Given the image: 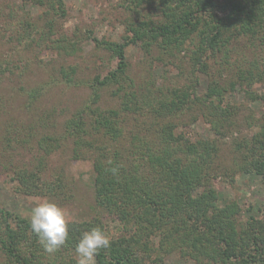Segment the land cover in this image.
Masks as SVG:
<instances>
[{"label":"trees","instance_id":"1","mask_svg":"<svg viewBox=\"0 0 264 264\" xmlns=\"http://www.w3.org/2000/svg\"><path fill=\"white\" fill-rule=\"evenodd\" d=\"M26 2L38 11L20 6L21 16L11 22L0 4V88L8 91L6 97L0 92V110L19 98L27 120L17 133L0 113V146L35 143L39 151L33 162L10 171L13 193L69 198L65 174L48 166L69 147L70 160L91 163L94 214L70 221L68 240L48 254L28 217L0 201V264H76L75 246L93 228L111 240L96 264H163L173 252L193 264H264V214L240 220V204L221 205L212 186L253 174L264 183V114L242 115L243 108L226 97L238 92L246 102L264 103L262 57L230 69L233 53L246 59L235 43H264V0H120L127 18L119 41L64 32L63 0ZM130 46L149 62L174 66L182 82L135 84L126 57ZM82 53L103 68L81 78L76 65L63 64ZM36 73L40 81L26 80ZM55 88L83 89L86 96L56 131L40 134L57 116L53 104L37 112ZM199 121L210 137L186 135L185 128ZM244 127L254 129L250 137L240 135ZM227 139L230 162L224 165ZM106 219L123 234L111 237Z\"/></svg>","mask_w":264,"mask_h":264},{"label":"rangeland","instance_id":"2","mask_svg":"<svg viewBox=\"0 0 264 264\" xmlns=\"http://www.w3.org/2000/svg\"><path fill=\"white\" fill-rule=\"evenodd\" d=\"M3 10L6 15L11 12V22L21 16L20 6L29 11L37 12L34 6L28 5L27 0H2ZM66 7V17L63 21V30L67 34L72 31L78 32L82 37L88 36L91 32L92 36L100 39L102 37L109 38L114 41H119L124 34V20L127 15L124 14L123 8L119 7L120 0H63ZM29 2V1H28ZM31 2V1H30ZM14 17V18H13ZM2 23V22H1ZM264 41V34L261 36ZM260 38L250 46L245 41L235 43L238 47L240 54H244L246 59L239 58L233 53L231 58L230 69H236L237 66L248 67L249 61L252 56L262 57L264 63V43L260 42ZM90 49V48H87ZM89 51V50H88ZM48 59L46 52L42 56ZM126 57L129 63V75L135 84L141 86L161 87L171 86L181 83L182 80L178 78L177 69L172 66H163L156 61L149 62L143 58L140 50L137 47L130 46L126 49ZM238 59V60H235ZM150 63V64H149ZM63 64L76 65L80 70V77H91L96 71H100L103 66L98 62V59L89 55L80 54V57H70L65 59ZM101 67V68H100ZM100 69V70H99ZM40 73L30 74L27 81L37 82L40 81ZM201 85L205 86L207 80L205 76H201ZM17 84V82H15ZM204 90V88H203ZM6 97V86L0 88ZM264 93V86L260 89ZM86 96V91L67 90L64 88L53 89L37 110L39 116L43 112L50 111V107L55 105L56 117L51 122H46V129H42L40 134L56 131L57 126L68 113L78 107ZM228 102L236 103L243 108L241 114H247L254 111L258 115L264 114V103L259 102H246L238 92L233 96L226 95ZM6 99V98H4ZM7 104L5 109L0 110L2 113L1 120L11 122L13 129L18 133L21 131L22 124L25 125L26 118L24 116L23 102L21 99L6 100ZM104 103H109L107 97L104 96ZM111 105V104H110ZM246 108V110H245ZM2 111V112H1ZM62 111V113H61ZM37 116V115H36ZM56 125L57 127H53ZM241 130V128H240ZM252 127H244L240 133L241 136L250 137L253 134ZM184 132L190 137L208 138L211 133L207 131L202 123L196 122L190 128H185ZM227 143L222 151V163L229 164L230 152V139L226 140ZM3 147V148H2ZM39 154L38 148L35 143L30 145H16L12 143L11 147L5 145L0 146V201L4 209L20 214L23 217H28L32 207L41 199L50 200L63 208L69 218V221L84 220L94 214V201L91 190L92 168L89 161H74L70 160L69 147L64 150L56 152L48 159V166L52 172L62 171L65 174L67 191L70 194L68 198H39L29 196H19L13 193L14 182L11 181L10 171L15 167L28 165L34 161L35 157ZM212 186L219 194V203L223 205L227 201H237L242 212L240 220L248 216L262 217L264 214V183L259 176L256 175H241L236 176L234 184L225 182L224 179H217L212 182ZM105 222L108 226L109 235L117 237L122 235V230L116 225L115 222L106 219ZM163 264H193V262L182 259L176 253H171L164 257Z\"/></svg>","mask_w":264,"mask_h":264},{"label":"clouds","instance_id":"3","mask_svg":"<svg viewBox=\"0 0 264 264\" xmlns=\"http://www.w3.org/2000/svg\"><path fill=\"white\" fill-rule=\"evenodd\" d=\"M28 220L45 253H55L69 238V218L63 208L50 200H39L28 214ZM110 246L111 240L102 229L83 232L74 250L76 264H96L95 257L100 250Z\"/></svg>","mask_w":264,"mask_h":264}]
</instances>
